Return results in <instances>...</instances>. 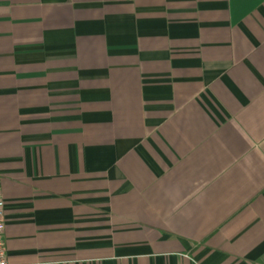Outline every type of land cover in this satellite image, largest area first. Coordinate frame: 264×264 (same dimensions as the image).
<instances>
[{
    "label": "crops",
    "instance_id": "1",
    "mask_svg": "<svg viewBox=\"0 0 264 264\" xmlns=\"http://www.w3.org/2000/svg\"><path fill=\"white\" fill-rule=\"evenodd\" d=\"M12 264H264V0H0Z\"/></svg>",
    "mask_w": 264,
    "mask_h": 264
},
{
    "label": "built area",
    "instance_id": "2",
    "mask_svg": "<svg viewBox=\"0 0 264 264\" xmlns=\"http://www.w3.org/2000/svg\"><path fill=\"white\" fill-rule=\"evenodd\" d=\"M0 264H12L8 259L6 240V200L0 184Z\"/></svg>",
    "mask_w": 264,
    "mask_h": 264
}]
</instances>
